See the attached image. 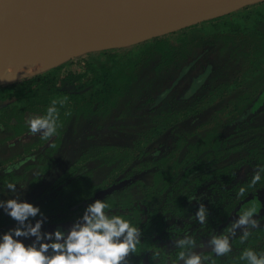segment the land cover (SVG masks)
I'll list each match as a JSON object with an SVG mask.
<instances>
[{
	"label": "trees",
	"instance_id": "1",
	"mask_svg": "<svg viewBox=\"0 0 264 264\" xmlns=\"http://www.w3.org/2000/svg\"><path fill=\"white\" fill-rule=\"evenodd\" d=\"M209 20L204 40L188 38L184 29L191 24L150 38L138 52L103 49L82 71L55 78L54 65L0 83L5 138L26 128V109L45 115L57 101L54 137L44 140L39 133L34 141L16 139L1 148L28 153L10 165L14 172L47 161L49 173L38 190L26 192L19 178L15 183L27 202L44 205L43 232L67 230L87 204L105 200L144 233L132 264H152L151 251L159 252L156 264H162L176 259L172 240L185 233L197 240V252L208 255L210 236L221 234L237 207L257 196L260 227L244 244L238 230L232 252L216 264H245L238 258L246 247L264 251V174L247 187L254 169L264 167V0L203 21ZM35 144L40 147L31 150ZM123 178L125 184L90 197ZM242 186L247 192L239 197ZM200 202L209 211L203 225L195 218ZM15 226L0 209V234ZM20 239L27 245L35 238Z\"/></svg>",
	"mask_w": 264,
	"mask_h": 264
},
{
	"label": "clouds",
	"instance_id": "2",
	"mask_svg": "<svg viewBox=\"0 0 264 264\" xmlns=\"http://www.w3.org/2000/svg\"><path fill=\"white\" fill-rule=\"evenodd\" d=\"M63 104L61 101V107ZM56 105L57 101L54 100L45 115H31L26 119L31 134L40 133L44 140L56 135L60 126ZM13 170V167H8L5 172L11 174ZM262 174L264 167L254 169L247 187H255L261 181ZM5 187L14 198L0 200V209L16 222V226L0 234V264H132L131 257L136 255L144 233L123 214L111 211L112 206L105 200L96 199L87 204L82 216L76 218L67 230L57 227L52 232H43L42 226L47 217L40 207L23 200V193L17 190L15 183L6 182ZM246 192L247 188L242 186L237 195L243 197ZM37 216L40 218L35 219ZM256 216L257 208L250 206L221 234L211 235L207 241V248L210 249L208 255L196 251L200 246L188 233L182 238L173 239V246L179 251L170 264H216L215 258L226 257L232 252V240L237 237L238 230L242 233L240 243L244 244L252 235V230L260 227V221L254 218ZM208 217V209L200 202L195 212L196 222L206 224ZM30 218L35 219L34 224ZM31 237L35 239L27 245L20 239ZM151 254L152 264H156L160 254L156 251H151ZM238 259L245 264H264V251L246 247Z\"/></svg>",
	"mask_w": 264,
	"mask_h": 264
},
{
	"label": "bare ground",
	"instance_id": "3",
	"mask_svg": "<svg viewBox=\"0 0 264 264\" xmlns=\"http://www.w3.org/2000/svg\"><path fill=\"white\" fill-rule=\"evenodd\" d=\"M152 6L166 16L160 0H39L20 29L0 41V83L51 67L72 49L119 45L138 29L162 28Z\"/></svg>",
	"mask_w": 264,
	"mask_h": 264
},
{
	"label": "rangeland",
	"instance_id": "4",
	"mask_svg": "<svg viewBox=\"0 0 264 264\" xmlns=\"http://www.w3.org/2000/svg\"><path fill=\"white\" fill-rule=\"evenodd\" d=\"M210 22H212V21L209 20V21H201V22L194 23L195 25L188 27V28H185L184 32H187L188 38L192 39V41H194V42H197L198 40H202V39L204 40L210 34L209 33L210 32L209 26L207 27L208 23H210ZM182 28H184V27H182ZM179 29H181V28H179ZM179 29H176V30H173L170 32H174V31H177ZM170 32H164V33L159 34L157 36H161V35L163 36L165 34H169ZM153 37H156V36L145 37V38L139 39L137 41H132V42H129L127 44H123L120 46H114V47H96V46H94L96 48H89V49L83 50L81 52H79V51L71 52V51H73V49H72L69 52H66L69 56H67L64 59H60V60L56 61L57 63L55 65H57L58 67L54 73V76H55V78H59V76L63 75L67 71H75V72L82 71L85 62L86 61H92L94 59L99 58L100 52L103 49L123 47V48H134L135 50H137V52L141 51L143 49V46L145 45V42L147 40H149L150 38H153ZM77 52H79V53H77ZM248 57H250V53H249ZM198 66H201V65L198 63L197 67ZM179 87H182V84H180ZM201 104H202L201 100H196L194 103V105H198V106H200ZM21 105H23V104L19 103L18 106H21ZM188 108L190 109V107H188ZM192 108H193V105H192ZM184 111L186 112L187 110L184 109ZM31 115H32L31 111H28L26 109L24 112L25 121ZM178 115L179 114H177V116ZM25 125H26V128L19 131L17 134H15V136H12L14 134V132L11 133L12 134L11 138L10 137L5 138L4 137L5 134L0 133V150H1L2 145L4 143H6V142L12 143L16 139H18L20 141H28V142L34 141L35 136L39 135V133H37L35 135L31 134L29 132L27 123H25ZM37 146H38L37 144L31 145L30 149L32 150L34 147H37ZM38 147H40V146H38ZM27 156H28V153L23 154L21 151L17 155L16 154L12 155V154L8 153V150H6V148H4L3 151L1 150V153H0V171H2V172H0V191L2 192V194L0 195V199L6 200L9 197L10 192L5 187L6 182L16 183L17 181H22V188H25L26 192H29L31 190H35L37 188L39 189L42 186V184H43V183H41L42 179L44 178L45 174L48 175V173H49L48 168L45 167L46 165H48L46 160L41 159L38 161H34L33 166L30 168H27L26 164H24V166H21L22 168L19 171H16V172L13 171L11 174H7L5 172V170L8 167H11L10 166L11 164H15V163L19 164V163H21L20 161H22L23 158L27 157ZM137 165H139V164L137 163L135 166H133V168H136ZM43 167H45V168L43 169ZM41 170H43V172ZM39 172H41V174L38 175ZM39 180H41V181H39ZM75 188H77V187H75ZM22 193L23 194H22L21 198L23 200H25V198H26L25 192L22 191ZM40 194H41V192H37L38 197L40 196ZM41 203L42 202L33 203V204L36 206H39L41 209L45 208V207H42L44 205H41ZM253 205L257 208V210L259 209L260 199L257 196H253V197L243 201L237 207V209L235 211L234 218L237 219L238 215L243 210H245L248 207L253 206ZM172 260H175V259H172ZM162 264H170V261L169 260L165 261Z\"/></svg>",
	"mask_w": 264,
	"mask_h": 264
},
{
	"label": "water",
	"instance_id": "5",
	"mask_svg": "<svg viewBox=\"0 0 264 264\" xmlns=\"http://www.w3.org/2000/svg\"><path fill=\"white\" fill-rule=\"evenodd\" d=\"M258 1L262 0H160L162 7L167 13L166 16L160 15L155 6L150 8V13L158 20V23L162 24V28L155 30L148 29L146 31H143V28L138 29L136 33L128 34V41L125 43L119 45L101 44L96 47L120 46L145 37L157 36L164 32H170L203 20L227 14L244 5ZM38 2L39 0H0V41L6 35H10L12 32L20 29L34 12ZM84 37L85 43H87L89 38L86 35ZM96 47L90 46L89 48ZM127 180L128 178H123L112 182L92 193L90 197L102 196L125 184Z\"/></svg>",
	"mask_w": 264,
	"mask_h": 264
}]
</instances>
